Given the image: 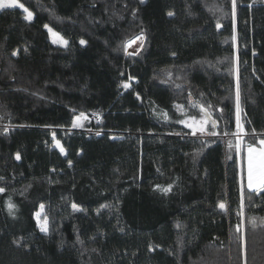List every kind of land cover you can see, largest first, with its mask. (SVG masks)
<instances>
[{
	"label": "trees",
	"instance_id": "1",
	"mask_svg": "<svg viewBox=\"0 0 264 264\" xmlns=\"http://www.w3.org/2000/svg\"><path fill=\"white\" fill-rule=\"evenodd\" d=\"M19 2L31 22L0 10V264H264V189L242 192L231 135L238 77L264 138V0ZM198 106L217 127L192 135Z\"/></svg>",
	"mask_w": 264,
	"mask_h": 264
},
{
	"label": "snow or ice",
	"instance_id": "2",
	"mask_svg": "<svg viewBox=\"0 0 264 264\" xmlns=\"http://www.w3.org/2000/svg\"><path fill=\"white\" fill-rule=\"evenodd\" d=\"M141 2H143V0H141ZM236 7H237V0H231V8H232V14L233 16H235V11H236ZM6 9H11V10H15V9H22L23 13H26V15L23 16V19L25 21H29L31 22L34 19V13L29 10L28 7H26L23 3H20L19 0H0V10H6ZM169 16L173 15L172 12L168 13ZM44 27L46 29H48V31L50 33H52V35L55 37V39L53 40V43H61L65 46H67L68 41L65 40L58 32H53V30L47 25L45 24ZM217 27L219 28L220 25L218 24ZM143 33L141 32V34L139 36L134 37L133 39L129 40L125 45H124V50L127 52V49L133 44L135 43L137 40H143ZM233 39H235V37H233ZM80 44L81 45H86L87 41L84 39L80 40ZM142 47V45H141ZM130 55H134L136 54L135 52L133 53H129ZM13 55H16V53L14 52ZM174 55V53H173ZM238 72V69H237ZM130 85L129 84H124L123 87L124 88H128ZM236 99H237V104H236V131L231 133V135H233L234 137H236V144L234 145L236 151L239 153L242 150H244L246 148L247 151V187L250 191H255L257 189H264V138H258L255 135V130H253V133L251 135H249L243 125L240 123V108H239V82H238V77H237V92H236ZM209 107H211V105H209ZM201 111L204 113V119H202L199 122V127L194 126L195 125V118L193 117V124H186V127H190L193 129L192 131V135H195L197 131L201 132V133H205L206 132V124L208 123V119L210 117V114L208 113V111L201 106ZM221 113H223V109L220 110ZM86 119V116L83 112H81L79 114V116L76 117L75 121L73 122V127H77V126H82L80 125L78 122ZM182 123H184L183 121H181ZM211 124L213 128L217 127V121L216 120H211ZM210 135H217V132H210L208 133ZM230 133L229 132H224L223 135L224 136H228ZM247 136L248 139L251 141L250 143L245 144L244 143V139L243 137ZM53 139H55V135H53ZM257 144L259 145V147H257ZM56 145L59 147L60 146V141L56 140ZM229 148L233 147V144L231 143V141H229L228 144ZM60 151L63 153L64 149L63 147H60ZM16 159L19 160L20 159V155L17 153L16 155ZM69 165L71 166V161H69ZM0 179H3L2 177H0ZM243 182H244V176L243 174L241 175V186H242V192H243ZM159 187V186H157ZM171 190V185H169L167 188L163 189V191L167 192ZM5 192V188L4 187H0V193H4ZM8 210L10 213L13 212V209L15 208V205L11 202V200L9 199L8 201ZM43 205H40V208L43 209ZM72 208L74 210L79 211V207L76 204H72ZM219 208L221 209H225L226 205L224 203H220L219 204ZM37 217L40 216V213L36 214ZM46 217H45V221H46ZM253 224L255 223V218L252 219L251 221ZM239 226H237V231H239ZM41 231L42 232H47L48 229L46 226H41Z\"/></svg>",
	"mask_w": 264,
	"mask_h": 264
},
{
	"label": "rangeland",
	"instance_id": "3",
	"mask_svg": "<svg viewBox=\"0 0 264 264\" xmlns=\"http://www.w3.org/2000/svg\"><path fill=\"white\" fill-rule=\"evenodd\" d=\"M25 15H26V13H25ZM47 31H48V29H47ZM53 32H56V31L53 30ZM48 34H49L50 40L53 42V40L55 39V37L49 31H48ZM55 44L63 45L61 43H55ZM141 44H142V40H137L135 43H133L127 49V52L128 53L137 52L139 50ZM85 116H86V119H83V120H81V121L78 122L80 125H83V123H85L86 121H88V116L87 115H85ZM76 117H75V119H76ZM192 118H193V116L187 117L186 118V121H185V124H193L194 122H193V119ZM194 118H195V122H196L194 126L199 127V122L202 119H204L205 117L204 116H201V117H194ZM75 119H74V121H75ZM76 128H82V126H77ZM191 130L193 131L192 128H191ZM196 134H203V133L197 131ZM55 146L60 149V146L58 147L56 145V141H55ZM257 147H259V146H257ZM238 164H239V170H240V178H241V175L243 174V176H244V184L247 186V151H246V148L244 150H242L241 152H239ZM37 213H40V216L39 217H37V215H36ZM36 214H35V218H36V222H37L39 228L41 229V226H46L47 227V223L45 221V217L43 216V211L41 209H39L36 212Z\"/></svg>",
	"mask_w": 264,
	"mask_h": 264
},
{
	"label": "built area",
	"instance_id": "4",
	"mask_svg": "<svg viewBox=\"0 0 264 264\" xmlns=\"http://www.w3.org/2000/svg\"><path fill=\"white\" fill-rule=\"evenodd\" d=\"M99 117L96 113H91L89 116H88V121L89 122H96L98 121ZM84 131L88 134H92V135H95V134H98L101 132L100 129H96V128H93V127H86L84 129Z\"/></svg>",
	"mask_w": 264,
	"mask_h": 264
},
{
	"label": "water",
	"instance_id": "5",
	"mask_svg": "<svg viewBox=\"0 0 264 264\" xmlns=\"http://www.w3.org/2000/svg\"><path fill=\"white\" fill-rule=\"evenodd\" d=\"M191 99V101H192V98H190ZM199 107V109H200V111H201V107L200 106H198ZM201 113L203 114V116H204V113L201 111ZM208 119V121H210L211 122V120H212V118L211 117H209V118H207Z\"/></svg>",
	"mask_w": 264,
	"mask_h": 264
}]
</instances>
